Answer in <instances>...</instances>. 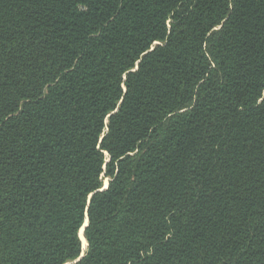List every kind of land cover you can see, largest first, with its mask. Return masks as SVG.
Masks as SVG:
<instances>
[{
  "label": "trees",
  "instance_id": "1",
  "mask_svg": "<svg viewBox=\"0 0 264 264\" xmlns=\"http://www.w3.org/2000/svg\"><path fill=\"white\" fill-rule=\"evenodd\" d=\"M0 264H264V0H0Z\"/></svg>",
  "mask_w": 264,
  "mask_h": 264
},
{
  "label": "water",
  "instance_id": "2",
  "mask_svg": "<svg viewBox=\"0 0 264 264\" xmlns=\"http://www.w3.org/2000/svg\"><path fill=\"white\" fill-rule=\"evenodd\" d=\"M108 188V185L106 186V187H104V189H107ZM88 226V220L85 222V224H84V226H83V228H82V230H81V234H83V236H84V238H85V234H84V232H85V228ZM81 236V235H80ZM82 239V238H81ZM85 240H86V238H85ZM86 242H87V240H86ZM84 256V254L79 258V260L82 258ZM79 260H77V261H79Z\"/></svg>",
  "mask_w": 264,
  "mask_h": 264
},
{
  "label": "rangeland",
  "instance_id": "3",
  "mask_svg": "<svg viewBox=\"0 0 264 264\" xmlns=\"http://www.w3.org/2000/svg\"><path fill=\"white\" fill-rule=\"evenodd\" d=\"M108 185V181L107 180H105V187ZM80 235H81V233H80ZM81 238H83V235H82V237ZM83 242H84V240H83ZM88 246V244L86 243L85 244V242H84V244H83V250H86V248H87V246Z\"/></svg>",
  "mask_w": 264,
  "mask_h": 264
},
{
  "label": "bare ground",
  "instance_id": "4",
  "mask_svg": "<svg viewBox=\"0 0 264 264\" xmlns=\"http://www.w3.org/2000/svg\"><path fill=\"white\" fill-rule=\"evenodd\" d=\"M82 235H83V234H82ZM83 240H84V242H85V244H86V240H85L84 236H83Z\"/></svg>",
  "mask_w": 264,
  "mask_h": 264
},
{
  "label": "snow or ice",
  "instance_id": "5",
  "mask_svg": "<svg viewBox=\"0 0 264 264\" xmlns=\"http://www.w3.org/2000/svg\"><path fill=\"white\" fill-rule=\"evenodd\" d=\"M133 71H135V70H133Z\"/></svg>",
  "mask_w": 264,
  "mask_h": 264
}]
</instances>
